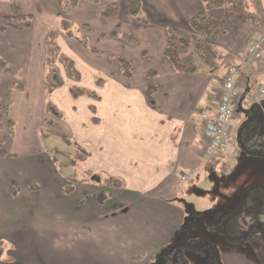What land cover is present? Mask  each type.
<instances>
[{"label":"crops","instance_id":"obj_1","mask_svg":"<svg viewBox=\"0 0 264 264\" xmlns=\"http://www.w3.org/2000/svg\"><path fill=\"white\" fill-rule=\"evenodd\" d=\"M13 2L20 14L32 19L27 28L0 31V53L12 70H0V77L6 76L0 78V88L10 79L21 85L5 103L15 122L14 136L6 139L5 147L15 155L0 158V241L6 246L0 264H145L157 248L170 242L186 218L185 208L174 200L182 180L196 175L203 165L225 168L228 163L230 157L220 149L205 160L203 126L215 115L222 76L231 63L237 67L238 98L228 122L229 136L239 142L243 129L255 132L264 149V111H260L262 118L260 113L253 118L258 106L248 107L254 84H264V43L261 58L250 66L244 63L247 38L254 30L264 34V24L236 26L223 8L217 9L221 28L215 40L217 64L211 69L201 64L193 73H182L173 68L163 50L169 30L190 32L187 21L203 9L200 0H141L144 22L128 13L125 0H117L118 13L112 18L99 15L100 3L77 0L68 15L80 26L74 35L84 34L96 51H89L62 30L56 40L79 71L78 84L94 89L99 99L73 98L68 88L74 82L63 77V86L50 93L63 116L52 118L44 108L43 55L46 33L57 27L58 8L55 0ZM8 6L0 0V26ZM83 24L87 30L81 28ZM112 32L128 33L133 40ZM89 37L97 41L91 43ZM119 56L131 66L128 78L121 74ZM149 85L156 87L153 105L144 93ZM260 97L264 108V96ZM91 104L97 123L91 122ZM18 127L30 129L17 133ZM31 128L56 138L75 135L87 152L79 175L116 176L122 186L112 188L111 197L102 204L95 201L97 185L89 180L63 193L64 180L52 168L41 137L30 139ZM16 138L20 144L39 147L18 150V144L12 145ZM238 156L231 158L235 161ZM257 172V177L243 170L233 174L241 181L254 177L252 184L260 185L253 188L264 191V180H259L264 179L263 164ZM31 183L37 188L29 187ZM12 189L15 193L9 195ZM192 235L215 240L224 264H261L260 246L257 251L253 242L230 241L203 222Z\"/></svg>","mask_w":264,"mask_h":264},{"label":"trees","instance_id":"obj_2","mask_svg":"<svg viewBox=\"0 0 264 264\" xmlns=\"http://www.w3.org/2000/svg\"><path fill=\"white\" fill-rule=\"evenodd\" d=\"M4 1H7L9 6L7 13L2 16L0 31L4 30L6 27L27 28L30 26L32 19L31 15L20 14L18 6L13 2V0ZM75 1L77 0H55V4L58 8L57 27H53L48 30L44 39V72L42 79L45 95L44 108L48 114L57 118H61L63 114L50 99V93L52 90L63 86V77L74 82V84L70 85L68 88L69 94L73 98L85 95L93 99H99V94L94 89L78 84L80 80V73L76 69L73 60L60 50L56 40L58 32L62 30L66 35L75 37L76 40L89 51H96L94 47L88 45L87 38L84 34L74 35L72 29L74 24L69 19L68 15L70 8ZM88 1L100 3L99 15L101 17L112 18L118 13L117 0ZM200 1L203 3V9L194 14L187 21L190 32L185 33L171 30L168 32L167 42L163 53L170 61L173 68L178 72L193 73L198 70L201 64L205 65L209 69L213 68L217 64L218 51L215 46V40L221 31L219 19L215 14L217 9L223 8L229 22L236 26L242 25L245 22H250L255 27L264 24V0ZM125 5L126 10L131 16L138 21H145L141 11V0H125ZM81 28L83 30H87L88 26L83 24ZM112 35H119L123 38L133 40L132 35L128 33L112 32ZM117 61L120 64L121 74L128 78L131 75V66L129 62L121 56L117 57ZM0 70L8 73L11 72L8 61L1 55V53ZM100 83V79H96L95 84L100 85ZM13 85L21 87L19 83H14ZM155 90V86L149 85L144 92L146 100L150 105L154 104L153 94ZM259 98L261 100L262 97ZM88 109L92 114L91 122L97 123L98 119L95 116L94 105H89ZM46 122L50 123V121ZM14 130V119L10 115L7 105L1 101L0 95V158L15 155L13 152L8 151L5 147L6 139L14 136ZM255 136H258L255 132L247 133L243 129L239 137V143L245 152L250 153L254 157H259L260 155H264V149L260 146L259 142L256 141ZM74 156L75 157H69L73 163V167L85 160L87 152L79 146V150H77V153ZM91 176H93V178L89 177L80 179L74 173L71 179H67L62 182L60 189L63 193H70L75 186L83 180L96 182L95 184L97 185V190L94 193V199L98 204H102L111 197L112 188H120L122 186V180L116 176L103 175V177H100L98 174H92ZM29 187L32 189L37 188V186L33 183L29 184ZM251 189L244 194L245 199L248 195H250V192L252 191ZM14 193L15 191L12 189L9 192V195ZM241 208L237 211L225 210L215 217H219V219H221L224 216V218H226L225 231L223 233L228 240L244 243L246 241L245 235L247 231V227L245 228L244 225L248 226L247 220L249 216L242 215L240 212ZM247 213L249 214V212ZM250 220L254 221L253 217H251ZM201 222H203L207 227L211 224L205 223L198 217H195L193 221H191V219L189 221L188 219V224H183L184 222L179 224L175 229L170 242L157 248L148 257L145 264H189L185 250H193L202 253L206 248L210 250V253H208L207 256V262L209 264H223L218 257V250L210 240L191 236L194 227ZM1 243L2 241H0V255L2 254ZM259 250V261L261 264H264V246L263 249L260 246Z\"/></svg>","mask_w":264,"mask_h":264},{"label":"rangeland","instance_id":"obj_3","mask_svg":"<svg viewBox=\"0 0 264 264\" xmlns=\"http://www.w3.org/2000/svg\"><path fill=\"white\" fill-rule=\"evenodd\" d=\"M73 24L74 27L72 29L74 30V34H76V32H78V30L80 29V26L79 24ZM88 40L89 42L94 43L97 41V37H89ZM15 71L17 72V69H15ZM3 77L6 76L2 75L0 78ZM14 83L19 82L12 81V79H10L5 87L0 88L1 101L4 104L8 103L9 94H11L14 90L20 89L19 86H14ZM50 115L51 114H49L48 116ZM261 115L263 117V113H260V117ZM51 117L55 118L52 115ZM28 129H20L18 127L17 133H19L20 131L27 132ZM26 132L22 137L26 136ZM231 134H234V131ZM37 135L41 137V142L45 149V152L48 153L51 158L50 160L52 168L55 169L59 173V175H61V178L63 180L71 179L74 173L80 179L84 177H90V175L80 176L79 173L82 172L81 168L83 167V164L78 163L76 166L73 167V163L69 158L75 157L74 155L77 153V150H79V144L75 140V135L66 137L59 136L56 138L55 136H50L48 132H44L42 129L40 131H37L36 128H31L30 139L33 140L34 138H36ZM20 143V138H16L13 141L12 145L14 147L18 144V150H30L31 148H35L37 150V148L39 147L38 145H36V143H31V145L29 143ZM228 150H231V147H229ZM240 150L241 153L238 158L235 161L233 160V158H229L228 163L230 165L227 163L228 166H226L225 168L217 166L213 163L210 164V166L203 165L196 175H191L186 180H182V184L180 186L179 191L174 196V200L178 201L185 208L184 211L186 218L184 219L183 224H186L188 219L189 221L190 219L191 221H193L195 217H198L205 223H211L212 225L210 224L209 228H216L222 232L225 231V225L223 226L224 223L221 224V222H214V220H216L215 216L225 210H237L241 206L242 208L240 207V212L242 213V215L249 216L247 220L248 226L244 225L245 228L247 227L245 243L247 241L253 242L251 244L253 245L254 249L257 250L258 246H261V248L263 249L264 191H261L257 187L253 188V186H257L260 184H252V182H255L254 177H257V168L259 167V164L264 165V157H254L249 154H246V152L242 148ZM240 159V165H242V167H240V165L238 166ZM244 159L245 164H243ZM256 160H259V162H255ZM241 170H243L244 174L251 173V175H254V177H251L249 179L247 177H243L246 180L241 181L238 178V175L234 176L233 174V172H235L236 174V172L239 173ZM259 180L263 181L264 179L259 178ZM91 183L95 184L96 182L92 181ZM250 188H252L251 194L248 195V197H246V199L244 200V203H242L244 194ZM187 206L189 208H187ZM247 212H249V214ZM251 217H253L254 221L250 220ZM254 224L255 227H253ZM191 236H193L192 233ZM196 238H206L210 240L218 250L217 253L220 261L223 262L220 256L218 245L215 240L211 239L207 235H197ZM5 249L6 246L3 243L1 254L2 256L6 251ZM206 249L202 253L193 250H185V254L189 264H209L207 262V256L208 253H210V250Z\"/></svg>","mask_w":264,"mask_h":264},{"label":"built area","instance_id":"obj_4","mask_svg":"<svg viewBox=\"0 0 264 264\" xmlns=\"http://www.w3.org/2000/svg\"><path fill=\"white\" fill-rule=\"evenodd\" d=\"M264 43V35L258 31H253L246 42L244 63L251 65L254 61L261 58V47ZM237 67L234 63L226 66L222 76V87L218 98L215 115L213 119L207 121L203 127V133L206 137L204 148L205 157H209L217 150H225L229 144L236 145V140L228 134L227 123L234 114L237 100L236 88ZM260 95H264V85H255L251 97L252 102H260ZM249 105V103H248ZM231 156L238 154L235 148L229 153ZM185 178V175H183Z\"/></svg>","mask_w":264,"mask_h":264},{"label":"flooded vegetation","instance_id":"obj_5","mask_svg":"<svg viewBox=\"0 0 264 264\" xmlns=\"http://www.w3.org/2000/svg\"><path fill=\"white\" fill-rule=\"evenodd\" d=\"M244 200H245V195H244V197H243V200H242L243 202H242V203H244ZM240 207H241V206H240ZM240 207H239L237 210H239ZM235 210H236V209H235ZM237 210H236V211H237ZM215 219H216V220H215L214 222H218V223L221 222V224L224 223L223 226H224L225 223H226V218H224V216H223L221 219H219V217H215ZM253 227H255V224L253 225ZM221 232H222V231H221ZM222 233H223V232H222ZM223 235H224V233H223ZM224 237H225V235H224Z\"/></svg>","mask_w":264,"mask_h":264},{"label":"water","instance_id":"obj_6","mask_svg":"<svg viewBox=\"0 0 264 264\" xmlns=\"http://www.w3.org/2000/svg\"><path fill=\"white\" fill-rule=\"evenodd\" d=\"M260 111H263V110L261 109V107L257 108V112L254 114L253 118H257L256 116H257V114L260 113ZM253 118H252V119H253ZM261 118H262V115H261ZM259 123H260V120H259ZM187 208H189V207L187 206Z\"/></svg>","mask_w":264,"mask_h":264}]
</instances>
